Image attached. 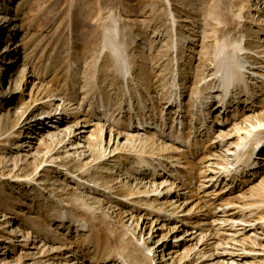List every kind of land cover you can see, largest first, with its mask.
Masks as SVG:
<instances>
[{
  "label": "rangeland",
  "instance_id": "rangeland-1",
  "mask_svg": "<svg viewBox=\"0 0 264 264\" xmlns=\"http://www.w3.org/2000/svg\"><path fill=\"white\" fill-rule=\"evenodd\" d=\"M113 22L118 29V42L125 44L122 59L126 66L122 59L114 58V52L105 41V32ZM231 38L247 46L244 54L249 62L264 63L260 54L264 50V0H0V264H113L114 261L105 262L109 260L100 256L104 253L103 247L109 246L110 252L114 249L110 232H105L103 227H98L99 231H86L76 228L72 222L60 223L53 218L56 210L72 207L78 208L74 211L79 216L81 200L94 206L100 215L112 219L115 234L123 228L134 231L137 236L143 231L146 237L153 225L152 240H165L163 258L171 264L169 258L176 259L175 254L178 255L184 245L182 241L177 253H168L174 246L173 235H182L180 222L163 220L164 213L147 215L146 204H142V211L134 214L135 221L141 215L135 231V221L128 216L132 202H126L121 187L137 184V181L128 182L123 178L129 175L121 173L132 171L128 168L131 160L135 162L136 155L154 154L159 159L171 155L167 160L177 168L173 177L181 171L182 182L187 183L185 171L195 175L189 187L182 185L175 190L172 186L174 193L167 198L175 202V192L179 194L180 200L175 203L178 206L182 202L177 210L178 219L188 216L183 209L191 207V212L198 211L197 219L208 226L212 219L210 211L223 216L227 212L222 214V209L228 211L233 207L218 206L223 202L234 203L236 209L232 211L252 202H264V194L256 192L254 186L261 178L264 181V172L253 182L238 175L231 183L227 176L215 188L211 183H207L206 188L201 187L203 179L200 177L208 161L221 163L220 168L223 165L229 168L230 165L216 155L225 151V147L218 144L219 140H225L231 148L232 141L239 135L234 132L235 123L242 121L244 125L248 115L264 111V88L259 83L250 84L255 104L244 101L239 94L224 100L232 105L228 107L229 112L223 113L225 116L221 113L229 117L227 121L222 123L224 118L221 117L217 123L214 119L217 111L210 112L208 122L212 121L215 129L207 137L203 133L196 134L199 142L194 146H180L177 152H172L178 144L168 140L163 145L166 150L158 142L147 141L141 145L136 142L133 148L116 149L112 153L107 149L106 156L101 157L96 148L99 142L91 144L98 127L92 116L100 100L110 110V123L119 129L127 124L131 111L134 115L150 111L153 118L162 115L166 119V124L162 125L164 133L170 130L171 118L176 117L172 129L180 127L185 133L192 131L193 142V132L200 127L196 105L207 101L204 113L209 111L212 102L202 96L208 92L219 44ZM131 96L133 110L127 103ZM174 98L180 103L174 102ZM161 109L162 114L157 115ZM192 113L194 118L190 119L187 115ZM53 114L61 117L59 124L48 119ZM78 119L91 120L93 125L88 127L86 136L82 134L76 141L72 138L71 144L62 148L66 138L61 137L64 132L67 134L69 125V130L75 129ZM177 119L183 123L178 124ZM130 122L136 119L131 118ZM228 133L231 134L225 136ZM125 139L117 141L119 147L129 143ZM107 140L108 133L103 135L104 147L108 145ZM213 140L217 144L213 143L209 152L208 145ZM111 144L112 141L109 146ZM112 154L119 155L122 164H117ZM95 165L97 170L93 168ZM260 171H264V167ZM140 172L137 178L152 181L142 178L143 172ZM14 176L19 179L15 181ZM115 176L119 177L113 179ZM28 178L35 181L28 183L25 180ZM93 180H97L96 185ZM172 181H175L174 186L180 184L179 179L171 178L166 186ZM230 186H234L233 190ZM184 193L188 199L183 198ZM171 201L162 208L169 210ZM258 214L264 216V210ZM252 218L249 219L253 221ZM257 226V237H264V228ZM228 228L229 225H225L221 230L232 232ZM212 229H217V223ZM97 236H100L99 247L94 245V239L84 240ZM154 258L155 263L160 261L156 255ZM260 258L248 262L264 264V255Z\"/></svg>",
  "mask_w": 264,
  "mask_h": 264
},
{
  "label": "bare ground",
  "instance_id": "bare-ground-1",
  "mask_svg": "<svg viewBox=\"0 0 264 264\" xmlns=\"http://www.w3.org/2000/svg\"><path fill=\"white\" fill-rule=\"evenodd\" d=\"M106 33H107V37L105 41L110 46L111 51L114 52L115 54L114 58H116L117 60L122 59V53L125 50L124 47L125 44L123 45L118 42L116 36L119 34H118V29L114 24V22L106 30L105 34ZM231 39L232 40L225 39L221 41L219 44V48L215 53V61L214 64H212L213 73L211 74L212 78H210L211 81L208 86V92L207 95L202 96L204 99L207 100L210 99V102H212V104L209 107L210 109L207 108L209 109L207 113H204L205 111L204 106H207L209 102L205 100L206 101L205 103L199 102L201 105H196L197 108H199L198 110L199 115L196 117V119H197V123L200 124V127L198 128L196 127V129L193 132L194 134L193 142H191L190 139V134L192 131L185 133L183 130H180V127L179 128L176 127V129L175 128L172 129L173 122L176 118L174 116L171 118V124L169 126L170 130L167 131V133H164L162 125L166 124L165 121L166 119L163 118L162 115L161 116L159 115L162 114L163 112L162 109L159 111V113H157V115H159L158 119L153 118L152 112L150 111H148L149 112L148 116H146L148 112H140V113L136 112V115H134V111H131L129 113L131 114V116H129V118L127 119L128 120L127 124L123 125L122 129H119L116 125L110 123V119L112 118L110 110L108 109V107L104 106L107 104H105L103 100H100L98 104L99 105L98 110L96 111V114L92 116V118L96 119L97 124L96 123L95 124L98 127L95 128L96 137H94L95 135L94 133H92V135H94L93 136L94 139L91 142V144L92 143L94 144V142L95 143L99 142L96 148L99 150L100 156L101 157L106 156L107 149H109V152L111 151L113 152L116 149H125L127 147L133 148L136 146V142H140V145L143 142H147V141L148 142L150 141L151 144H155L158 142L162 145L163 149L166 150L167 149L166 146H163L166 145L165 144L166 140L174 144H178L176 145L177 147H175V150H171L172 152H177L176 149H178V147L180 146H194L195 143H198L199 141L196 140L197 138L196 134L200 135L201 133H203V135L207 137V135L213 133L215 128L213 129V125L211 124L212 121L210 123L208 122V119L210 118L209 116L210 112L217 111L216 116L214 118L216 119L215 121L217 123L221 121L219 120V118L221 117L224 118V121H221L222 123L229 119V117L225 118L224 117L225 114L223 113H225V111L229 112L228 107L229 106L231 107L232 105H227V102H225L224 100L230 98L231 95L239 94L242 97H244V101L250 100V102L252 103L253 99L251 98L253 92L251 91L250 84L259 83L264 88V63H262L263 61L260 60L257 62H249L244 54L246 51H248L247 46L241 44V41L239 42L238 39H234V40L233 38ZM260 54H262L263 56L262 58H264V50L260 52ZM122 63L125 64L126 66L124 60L122 61ZM211 84L213 85L212 87ZM140 97L141 96H139L138 98ZM132 98H133L132 96L129 97V100L127 99L128 100L127 103L132 107L133 110L134 102L132 101ZM173 101L180 103V101L178 99L176 100L175 98L173 99ZM235 108H237V105H235ZM238 110L239 109H237V111ZM172 113H176V111ZM221 113L224 116H222ZM49 116L50 117L48 119L50 120V122L54 124H59L61 117L55 114ZM187 116H190L191 117L190 119L194 118L193 113L191 115L188 114ZM131 118L136 119V122L131 123L130 122ZM177 120H178L177 121L178 124L183 123L182 120L180 119ZM245 120L246 121H244V123L246 122V124L244 125L242 121H240L239 123H235L236 126L234 132H237L239 135L237 137L234 136L235 140L232 141L233 145H230L231 148H229V146L225 144L226 141L223 139L219 140L218 143L219 145L225 147V151L223 152V154L217 153L216 155L220 156L219 158L222 157L223 160L226 162V164L228 163V165L232 167L229 166L228 168L227 166L225 167L223 165L220 168L219 166L222 165L221 163H217L216 161L213 162L208 161V163L206 162L207 163L206 169L202 171V174L200 176L203 179V181L201 182V187L206 188L207 183H211L213 188H215L217 184L219 185L222 182H224L223 179L227 176H229L231 183L234 181V179H236L238 175H240L241 177L246 176V179H248V181L250 180L249 182L251 181L253 182L254 180L257 179V177L260 176L261 172H264V171L259 172V170L262 167H264V111H261L257 115H252V114L248 115V117L245 118ZM90 121H86L85 119L83 120L78 119L77 121H75L74 124V126H76L75 129L72 130L71 129L69 130V126H70L69 125L66 130L67 134L63 131L64 136L61 138H66V140L61 145V147L64 148L67 143L71 144L70 141L72 140V138H74V140L76 141L78 140L77 137H80L82 134L86 136L85 134L88 132L87 130L88 127L93 125L92 123H90ZM72 133L73 134L75 133V135L72 136L71 135ZM106 133H108V140H107L108 145L104 147L103 135H106ZM143 134H146V136ZM229 134L231 133L225 134V136H229ZM122 137H125L126 138L125 140H129V143L128 144L125 143L126 145L123 143L121 144V147H119L118 146L119 142L117 141ZM162 137L164 139H162ZM111 141L112 144L109 146ZM206 142L207 139L204 140L205 145ZM213 143H215L214 140L208 145L209 152H211V149L214 147ZM113 144L114 146L111 147ZM79 147L80 146L78 145L77 148ZM143 155L144 156L136 155L134 159L135 162H132L133 160L130 161L132 165L128 169H131L132 171L121 173V175L123 174L129 175V176H124L123 179L125 180L128 179V182L129 180L130 181L133 180V182L137 181L136 182L137 184L130 183V184H126V186L122 185L121 189L124 191L123 196H125L126 202H132V205L127 210L129 219L131 221H135V216H134L135 212L142 211L141 210L142 204H146V207H144V210H146L145 214L146 212L147 215L152 213L154 214L164 213L163 220H167L168 222L170 221L180 222L179 227H181L182 235H185V237L182 238V235H179L177 237V235L174 234L173 235L174 246L172 249H170L168 253L171 254H174V252L177 253L176 250H179L178 245L182 241L184 245H182L181 251L178 252L179 254L178 255L175 254L176 259H173L172 256L169 258V260L171 259L170 261L171 264H251L250 262H248L249 259L250 260L253 259L255 261V258H257L258 256L260 258V256L264 255L263 252L264 243L262 242V240H264V237L262 238L257 237V231H256L258 227L257 224H259L260 227L264 228V216L258 214L260 210H264L263 201H260L259 203L252 202L250 204H246L245 206L241 207V209L240 207L237 208V211H232L236 209L234 203L223 202L218 206L232 205L233 207L230 208L228 211L222 209L221 211L223 212L222 214L227 212L223 216L218 215V212L216 211H210L209 213L212 215L211 216L212 219L210 222H208L209 227L207 226V223L205 224L204 221L197 219L199 214L196 213H198V211L191 212V210H193V208L191 207L187 209L185 208L183 209V211H186V213L188 212V216H186L187 215L186 214L178 219L179 216L177 215V210L181 207L182 202L179 203L178 206L175 203H177L180 200L178 199L179 194L175 192V194L177 195V200H175V202H172L171 200H167V198L174 193L172 191V186L175 188V190H179L182 185L189 187L191 186V182L193 181V179H195V175L193 173L185 171L187 175L186 180L188 181L187 183H184L182 182L183 177L180 176L181 171H179V173L175 177L172 176L173 171L177 172V168L175 166L173 167L172 163L170 164V161L167 160L172 158L171 155L166 156L162 154L163 156L166 157V159L164 158L159 159L154 154H149V155L143 154ZM111 157H116L117 160L116 163L119 165L122 164V162H120L121 160L118 158L119 155L112 154ZM94 159L95 158H92L93 161ZM101 162L105 163V161H101ZM176 162H179V159H177ZM170 166L172 168H170ZM93 168L94 170L95 169L97 170L96 165L93 166ZM107 169L110 170V167H107ZM162 170H164V172H161ZM166 170L170 171L169 172L170 174H167L168 172ZM140 171L143 172V174H141L142 178L144 177L150 178L149 181L150 180L152 181L145 182L141 178H137V175L141 173ZM117 177L115 176L113 177V179H117ZM171 178L179 179L180 184L177 183L174 186L175 181H172L169 186H166L168 185L167 182L171 180ZM14 179L15 181H17L19 177L14 176ZM25 180H27L28 183H32L33 181H35V178H28ZM96 181L93 180L95 185L97 184ZM241 182L245 183V180H242ZM229 183H225V184H229ZM254 184H256L254 185L256 186V190H257L256 192L260 191L261 193L260 192L259 193L263 195L264 194L263 179L261 178L260 180H258V182L256 181V183ZM259 185H261L260 190H258ZM230 188L233 190L234 186H230ZM90 189L88 190L90 191ZM111 189L112 188H110V191ZM162 198L165 200L161 203L159 202V200ZM183 198L185 199L189 198L187 193H184ZM81 201H82L80 203L81 207H79V209L82 210L80 211L81 214L79 216L74 211L75 209L77 210L78 208L72 207L70 210L63 208L56 210L55 213H53L54 216L53 218L58 219L60 223H64V220L68 221L69 223L72 222L73 225L76 226V228L80 227L81 229H84L86 231H90V230L99 231L98 227H103L105 232L106 231L110 232L111 235L114 237V246H112L114 247V249L112 252H110L109 246L105 245L107 247H103L104 253L100 254V256L101 257L105 256L104 259L109 260L105 262L114 261L113 264H168L166 262L167 260L163 258L167 243L165 242V240H162V238L161 240L153 241L152 240L153 234H150L152 231L151 229L153 226L152 224L154 222V219L151 220L152 226L150 230H148L146 234L148 236L146 237L144 236L145 233L143 231L138 232L139 236H137L135 235L134 231L132 230L128 231L127 229H123V228L120 229V231L115 234L112 232L113 227H115L114 221H112V219L110 220L109 217L100 215L99 214L100 212H97L94 206H89L83 200ZM168 201H171L170 203L171 208L169 210H165V208L163 209L162 206ZM157 203L159 204L161 203V205H158ZM86 214L87 216H85ZM157 216L158 215H155V219H157ZM118 217H121V213L118 214ZM250 217H253L252 218L253 221L249 219ZM140 218L141 215L138 216V221L134 222L135 231L139 226ZM206 218H207V212H206ZM215 223H217V229L211 230V227H213ZM141 224L145 225L144 222H142ZM225 225H229L228 230H232V232L226 233L224 230L222 231L221 229H224ZM11 235H14V233H12ZM85 239L87 242L90 239H94V245L99 247L100 236L84 238V240ZM106 239L108 238L104 237V240ZM192 240L193 241L196 240V241L193 243L191 242ZM107 243L110 244V241ZM186 243H188V245H185ZM248 247H252V249H249ZM155 255L157 256V260L160 259V261L157 263H155L154 261Z\"/></svg>",
  "mask_w": 264,
  "mask_h": 264
}]
</instances>
